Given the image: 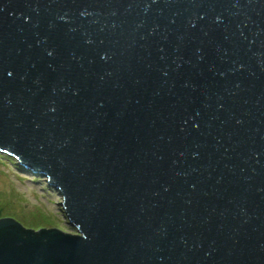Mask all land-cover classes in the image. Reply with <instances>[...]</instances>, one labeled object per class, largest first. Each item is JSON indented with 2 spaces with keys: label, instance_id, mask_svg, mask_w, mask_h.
<instances>
[{
  "label": "water",
  "instance_id": "95a60500",
  "mask_svg": "<svg viewBox=\"0 0 264 264\" xmlns=\"http://www.w3.org/2000/svg\"><path fill=\"white\" fill-rule=\"evenodd\" d=\"M0 152L78 229L0 264H264V0H0Z\"/></svg>",
  "mask_w": 264,
  "mask_h": 264
},
{
  "label": "rangeland",
  "instance_id": "374dc122",
  "mask_svg": "<svg viewBox=\"0 0 264 264\" xmlns=\"http://www.w3.org/2000/svg\"><path fill=\"white\" fill-rule=\"evenodd\" d=\"M0 180V218L12 217L35 230L57 228L78 233L64 212L62 195L46 184L45 176L23 168L17 159L0 152Z\"/></svg>",
  "mask_w": 264,
  "mask_h": 264
},
{
  "label": "snow or ice",
  "instance_id": "6c2138e0",
  "mask_svg": "<svg viewBox=\"0 0 264 264\" xmlns=\"http://www.w3.org/2000/svg\"><path fill=\"white\" fill-rule=\"evenodd\" d=\"M160 51L163 52L164 49L161 48ZM201 58H202V57H201ZM161 59H162V60H163V59H166V57H163V56H162ZM174 62H175V61H174ZM163 74H164L165 76H167V75H168V72H167V71H164ZM186 86H187V85H186ZM181 155H183V153H181ZM194 155H198V154H194Z\"/></svg>",
  "mask_w": 264,
  "mask_h": 264
},
{
  "label": "bare ground",
  "instance_id": "6f19581e",
  "mask_svg": "<svg viewBox=\"0 0 264 264\" xmlns=\"http://www.w3.org/2000/svg\"><path fill=\"white\" fill-rule=\"evenodd\" d=\"M2 181L0 180V183H1Z\"/></svg>",
  "mask_w": 264,
  "mask_h": 264
}]
</instances>
